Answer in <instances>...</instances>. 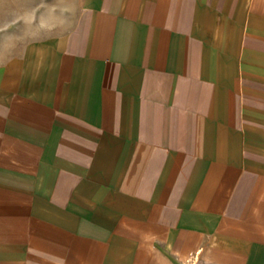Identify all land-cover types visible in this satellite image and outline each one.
Here are the masks:
<instances>
[{
  "label": "crops",
  "instance_id": "0c3cea01",
  "mask_svg": "<svg viewBox=\"0 0 264 264\" xmlns=\"http://www.w3.org/2000/svg\"><path fill=\"white\" fill-rule=\"evenodd\" d=\"M0 264H264V0H0Z\"/></svg>",
  "mask_w": 264,
  "mask_h": 264
}]
</instances>
